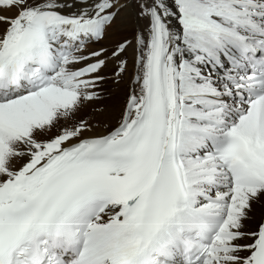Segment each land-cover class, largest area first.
Returning <instances> with one entry per match:
<instances>
[{"label":"snow or ice","instance_id":"obj_1","mask_svg":"<svg viewBox=\"0 0 264 264\" xmlns=\"http://www.w3.org/2000/svg\"><path fill=\"white\" fill-rule=\"evenodd\" d=\"M0 264H264V0H0Z\"/></svg>","mask_w":264,"mask_h":264}]
</instances>
